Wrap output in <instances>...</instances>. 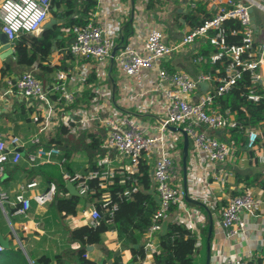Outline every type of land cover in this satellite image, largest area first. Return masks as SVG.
<instances>
[{
  "label": "built area",
  "instance_id": "1",
  "mask_svg": "<svg viewBox=\"0 0 264 264\" xmlns=\"http://www.w3.org/2000/svg\"><path fill=\"white\" fill-rule=\"evenodd\" d=\"M106 1L109 0H96V8L105 7ZM143 1L147 5L150 0ZM205 1L210 0L187 2L194 10L199 2ZM211 1L216 5V12L174 40H167L164 32V21L171 16L173 8L169 0H157L162 9L150 15L146 22L133 17V34L126 39L120 37V33L116 34V27L107 21L93 20L95 10L87 23L67 28L72 35L71 43L65 49L70 63L66 59L67 63L51 65L58 69L50 85H43L33 70L7 80L5 93L16 94L34 108L31 118L37 126V133L28 138L0 135V178L5 175L6 165H15L21 159L30 168L53 164L61 169L66 160L62 149L41 139V135H49L56 128L64 126L67 129L65 136L81 137L86 143L90 142V133H101L100 147L104 154L98 156L95 168L73 174L61 169V173L65 180L74 184L81 196L86 197L89 192L93 193L89 185L91 180L97 179L100 188L111 182L110 178L116 171L111 166L112 152L119 155L120 160L123 156L128 158V163L122 168L128 178L138 173L141 161L149 164L157 207L144 232L145 252L156 250L162 223L173 207L180 210L182 222L194 235L198 220L194 209L186 203L184 196L187 194L211 212L219 214L223 242L216 246L217 260L213 264H256V253L252 248H247L244 256L225 251V248L228 243L235 244L240 237H248L253 216H260L264 221V193L242 188L232 196L223 197L218 194V189H224L226 174L222 172L220 175L219 171L235 150L230 133L223 131L235 128L243 133L246 138L243 151L248 154L258 149L260 140L264 142V122L259 127L245 126L230 109L223 110L216 99L227 94L245 72L250 81L261 84L264 91L261 72L264 42L257 43L250 14V9L253 13L257 9L264 15V0ZM51 9L52 0H4L0 4V31L13 48L22 34L41 29ZM226 20L239 22L241 29H231L228 33L223 25ZM228 34L239 37L237 41H229ZM200 43H209L215 51L206 58L196 55L195 46ZM114 46L117 50L112 56ZM187 51L198 66L209 62V70L200 68L191 74L162 64L175 53ZM109 59L125 79L120 86L122 101L129 102L132 110H124L114 99L111 87L103 81ZM93 66L97 81L89 85L92 95L87 102L75 103ZM200 83H207L208 88L204 91L199 89ZM247 97L257 101L262 95L252 87ZM142 116H149L152 120L141 119ZM170 126L184 130L188 137L185 184L182 176V134L171 130ZM260 159L263 161V157ZM135 183L136 179L122 192L123 197L129 199L131 193L137 191L138 184ZM36 185L37 182L31 180L13 195L0 190V206L3 208L8 203L15 208L14 213H25L31 201L37 206H46L54 201L57 194L55 181H49L44 191L25 196V188ZM103 198L105 201L101 207L106 209L109 205V214L112 215L117 203L111 202L108 194ZM222 198L226 200L225 205H221ZM99 217V210L90 202L88 224L93 227L99 225ZM3 249L0 244V252Z\"/></svg>",
  "mask_w": 264,
  "mask_h": 264
},
{
  "label": "crops",
  "instance_id": "2",
  "mask_svg": "<svg viewBox=\"0 0 264 264\" xmlns=\"http://www.w3.org/2000/svg\"><path fill=\"white\" fill-rule=\"evenodd\" d=\"M3 1L4 0H0V4ZM169 1L173 8L170 12L171 16L168 17L167 21H164L166 24L164 32L167 40L178 39L183 31L189 30L192 27L185 18L189 12L193 11V15H203V12L200 11L201 6L209 17L217 10L216 5H214L211 0L199 2L197 4L199 11H196L197 7L194 10H191V7L187 2L188 0ZM150 3L151 6L148 7V5L144 4L143 0H109L106 1L105 7L97 6L94 11L93 20L98 22L107 21L108 24H111V26L113 25L114 28L116 27V34L120 33V37L124 36L126 39L127 36L133 34V21L129 23V19L132 14L134 19L135 15H137L136 19H146L147 17H150V15H155L159 10L162 9V4L157 2V0H151ZM52 4L53 6L49 16L43 23L41 29L34 33L22 34L19 39L16 40L13 46H15L17 42H20L29 48L31 43L30 38L40 37L42 32L49 28L43 27L45 23L51 19L56 20L55 24H60L63 22V19L57 18L53 14L55 8L57 9V7L54 3ZM63 9L64 7H60L59 11L61 12ZM181 20H183L184 23H182ZM127 23L130 24L129 31L126 29ZM142 27L144 26H141V28ZM255 38L259 44L264 42V20H262L259 24L256 23ZM71 40L72 35L70 32H68V29L62 28L56 37L52 39L50 54L46 58L41 55V52L35 54L37 59L34 60V63L31 66L18 64L16 61L15 52L7 57H3V54H0L1 136L19 135L23 138H28L31 135L37 133V126L31 118L34 113V108L28 106L26 101L16 94L5 93V90L8 87L7 80L12 77H17L26 70H33L34 75L39 81L43 83V85H50L58 69V67L51 65L67 63L66 59H69L68 63H70L69 55L68 57L65 55V49L69 46ZM116 41L120 42V39H117ZM197 47L195 46V49ZM162 64L168 68L187 71L191 74H194L198 69H200L197 64L193 63L192 56L188 51L175 53L171 59L163 61ZM72 65L75 66V63L73 62ZM2 67L6 68L5 75L1 74ZM105 68L106 74L103 76V81L111 87L112 91L114 92V99L118 104L123 106L124 110H132L133 107L129 104V102L122 101L120 86L125 81V79L119 75L118 70L111 59L106 62ZM209 68L210 67L204 70L208 71ZM93 72L94 81L85 83L84 90L76 99L75 103L89 101V98L92 95L89 85L97 81V75L95 73L94 66L90 68L89 76ZM261 72L264 81V64L262 65ZM111 79H113V81L115 80L114 85ZM144 114L145 113L142 115ZM141 119L152 120L149 118V116H142ZM62 133L63 132L60 130V128H56L49 135H41V139L43 142L55 144V142L51 141V139L61 136ZM62 138L64 140V144L68 147H73L74 145V149L71 151V160H73L76 165H78V169L72 172V174L85 173L89 169H92L93 166L91 165L93 161H95L94 163L96 166L98 155H96L93 159L88 157L85 148L83 147L82 149L79 147V138L81 137L70 138L65 137L63 134ZM60 148L65 154L64 148ZM21 151L24 153L23 149H21ZM248 155L249 159L244 163L241 161L239 162V159H236L235 155L231 156L233 158L231 160L239 162L241 164L240 166L237 164L231 165V160L229 158L224 166L221 167L219 173L220 175L222 172L226 174V183L224 189H218L219 195L223 197L232 196L234 194L231 195L228 191H234L235 189L239 191L242 188L250 189L255 193H264V142L260 140L258 149L249 151ZM260 157H263V161L260 159ZM111 158V166L116 170L122 169L123 166L128 163V158L126 156H123V158L120 160V156L113 152L111 153ZM240 159H242V156ZM45 165L47 164L30 168L24 159H21L20 162L15 165H6L5 175L0 178V190H4L8 194L13 195L19 191L20 186L25 185L31 180H35L37 185L33 188H25V196H32L34 193L44 191L49 181H55L46 180L39 171L42 166ZM235 170L239 171V173L243 175H252L257 173L260 175L258 179L259 182L257 181L258 183L255 186L250 187H246L245 183L243 182L235 183V178L232 175ZM66 182L67 180H65V183ZM67 194H71L69 190ZM154 196L156 198V194ZM79 198L80 200L77 204L76 213L68 215H63L58 211L55 206V199L46 206H37L34 201H31L30 206L25 213H14L15 208L8 203H5L3 208L0 206V244H2L4 247V249L0 252V264H86L82 263L80 257L77 256V250L80 248V242L74 239L71 235V232L75 228H78L84 224L89 225L88 213L90 202L87 201L86 197L80 196ZM222 199L220 201L221 203ZM186 203L194 209L196 212V218L198 220V228L194 232L195 255L199 260L204 259L205 264L207 248L209 244V264H213L214 261L217 260L216 246L221 245V242H223V229L219 223V214L217 212H211L210 209H207V207L201 204L199 205L190 203L188 201H186ZM251 220L252 224L248 227V237L246 239L244 237H240L233 245L230 243H228V245L226 244L225 251L230 253L237 252L238 254L244 256L246 255V249L250 247L256 253V264H264V221L260 216H253ZM166 221L167 223L168 221H176L178 223L184 224L182 222V214L177 207H173ZM210 224L212 229L208 243L207 231ZM143 241L144 237L141 238L142 244ZM123 246L124 249L121 250ZM138 247L139 244H123L118 237V233L110 231L102 236V241L100 243L93 244L92 249L87 250L83 258L90 261L91 264H111L114 257L116 256H120L119 264H155L153 255L155 251H158V246L155 251L145 252L143 250V258H140L139 256L135 258L133 250ZM118 249H120V254L114 255ZM43 256L47 257L48 260L45 261L41 259L39 261V259Z\"/></svg>",
  "mask_w": 264,
  "mask_h": 264
},
{
  "label": "trees",
  "instance_id": "3",
  "mask_svg": "<svg viewBox=\"0 0 264 264\" xmlns=\"http://www.w3.org/2000/svg\"><path fill=\"white\" fill-rule=\"evenodd\" d=\"M151 0L147 4L151 5ZM57 7L55 8L54 15L57 18L63 19L60 24H53L48 29H45L40 37L30 38V47L27 48L20 42H17L14 46V52L16 61L18 64L31 66L34 60L37 59V53L41 52V55L46 58L50 54V47L52 46V39L61 31L62 28H71L73 25H82L87 23L92 18V13L96 8V0H52ZM64 7L60 12L59 8ZM199 11L197 7L196 11ZM200 11L203 15H193V11L189 12L185 18L186 21L192 26L200 25L208 15L204 12L203 7L200 6ZM129 31L130 24H126ZM224 27L229 33L231 29L240 30L241 26L239 22L234 20H226ZM229 41H237V36L227 35ZM258 43V42H257ZM31 51V52H30ZM214 46L209 43H200L197 47V54L203 57H208L210 53L214 52ZM6 66V65H5ZM202 66V68H201ZM201 69H207L211 67L209 62H205L199 65ZM2 75H5L6 68L2 67ZM94 81V72L90 74L87 82ZM255 88L256 92L262 97L257 101L248 99L247 93L250 88ZM264 91L261 84L252 83L250 81L248 73H243L242 77L235 83L233 88L225 95L217 97L216 102L220 104L224 110L226 108L233 112L235 118L245 126L259 127L260 123L264 122ZM63 132L61 136L54 137L51 141L56 145L64 148L66 157L65 162L62 164V168L67 172H74L78 169V165L71 160V151L73 147H68L64 144L63 134L67 133V129L64 126L59 127ZM229 132L230 139L233 140L235 146V157L239 159L243 155V147L245 143V136L243 133H239L235 128L226 129L223 133ZM101 133H90V142L86 143L82 138H79V147L87 152L90 159H93L96 155L102 156L103 149L100 148L102 142ZM67 137V136H65ZM101 139V140H100ZM95 161L92 165L95 168ZM92 167V168H93ZM151 166L144 161H141L138 166V173L127 177L124 169L116 170L114 175L110 178L111 182L107 184L105 188L98 186V180L93 179L89 182L92 192L86 195V199L92 202L99 210V225L90 226L82 225L75 228L71 235L74 239L80 242V248L77 250V256L80 257L82 263L91 264L90 261L84 259L86 247L102 241V236L110 231L118 233L119 239L123 244H139V247L134 249V257H144L143 244L141 238L144 236L150 218L153 211L157 207V201L155 198V190L150 175ZM46 180H55L57 183L56 194V208L63 215L75 214L77 204L80 200L78 196L67 194L65 180L61 173L60 168L57 165L47 164L42 166L39 170ZM233 171V170H231ZM235 178V183L243 182L246 187L255 186L259 181V174H241L235 170L232 173ZM136 179L138 184L137 191L131 193L129 199L122 196V192L132 186L131 182ZM258 181V182H257ZM231 195L238 193L236 189L234 191H228ZM59 194V195H58ZM108 194L111 202L117 203V208L113 211L112 215L109 214L107 208L101 207V203L104 202L103 195ZM58 195V196H57ZM225 199H222L223 205H225ZM195 236L190 233V230L186 225L178 223L176 221H168L167 231L165 234H159L158 239V251L154 252L153 259L155 264H204V259L199 260L195 255ZM43 259L48 260L43 256L39 261ZM120 256H116L111 264H119Z\"/></svg>",
  "mask_w": 264,
  "mask_h": 264
},
{
  "label": "water",
  "instance_id": "4",
  "mask_svg": "<svg viewBox=\"0 0 264 264\" xmlns=\"http://www.w3.org/2000/svg\"><path fill=\"white\" fill-rule=\"evenodd\" d=\"M250 14H251V22H252V26L254 29H256V23H255V17H254V13H253V9H250ZM133 21V14L131 15L130 19H129V23H131ZM56 20L55 19H51L50 21H48L47 23H45V25L43 26L44 28H48L51 25L55 24ZM117 50V46H114L113 50H112V56L114 55L115 51ZM14 52V48H12L11 44L8 42L6 35L0 31V54H3V57H7L9 55H12ZM112 61V60H111ZM113 85H114V81L113 79H111ZM208 88V84L207 83H200L199 84V89L201 90H206ZM170 129L173 131H181L182 134V176H183V182L185 184V176H186V160H187V154H188V137L187 134L184 130H181L180 128L177 127H172L170 126ZM66 187L67 189L70 191L71 194L76 195V196H81L79 194V192L77 191V189L74 187L73 183L70 181L66 182ZM185 200L190 202V203H195V204H199L200 203L198 201H195L193 199H191L187 194H185L184 196ZM211 229L212 226L211 224L208 227V231H207V242L209 243L210 240V236H211ZM167 231V221H163L162 223V227H161V233L160 234H165ZM4 243V242H3ZM137 246V245H135ZM87 250H91L92 249V245H89L86 247ZM124 249V246L121 248V250ZM120 254V249L116 250V252L114 253V255H119ZM210 263V246L208 244V248H207V255H206V261L205 264H209Z\"/></svg>",
  "mask_w": 264,
  "mask_h": 264
},
{
  "label": "rangeland",
  "instance_id": "5",
  "mask_svg": "<svg viewBox=\"0 0 264 264\" xmlns=\"http://www.w3.org/2000/svg\"><path fill=\"white\" fill-rule=\"evenodd\" d=\"M52 6H53V4H52ZM254 17H255V22L257 23V24H259L262 20H264V15L263 14H261V13H258V11H257V9H254ZM137 17V15H135V18ZM143 18H145V17H143ZM145 21H148V20H150V18L149 17H147L146 19H144ZM260 21V22H259ZM181 22L182 23H184L183 22V20H181ZM137 30V29H136ZM259 43V42H258ZM169 136L167 135V137H166V142H167V138H168ZM179 143H181V141H179ZM174 145V144H173ZM233 155H235V153H233ZM244 158V159H243ZM231 159H233L231 156H230V160ZM249 159V155L246 153V152H244V154L242 155V159H240L239 158V162L241 161L242 163H244V162H246L247 160ZM231 162V165H234V164H237V165H241L239 162H237V161H234V160H231L230 161ZM243 165V164H242Z\"/></svg>",
  "mask_w": 264,
  "mask_h": 264
}]
</instances>
